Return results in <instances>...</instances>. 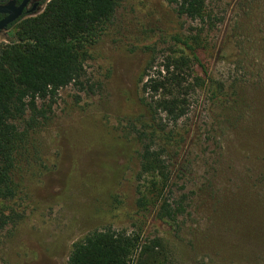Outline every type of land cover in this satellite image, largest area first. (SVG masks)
Segmentation results:
<instances>
[{"label":"rangeland","instance_id":"374dc122","mask_svg":"<svg viewBox=\"0 0 264 264\" xmlns=\"http://www.w3.org/2000/svg\"><path fill=\"white\" fill-rule=\"evenodd\" d=\"M207 5L209 17L192 20L168 0H121L81 81L14 119L23 140L12 172L17 194L0 204V264H67L76 241L107 227L140 245L157 242L161 264H264V174L244 151L248 137L264 149V118L249 104L238 109L237 128L216 123L206 89L193 93L177 123L161 112L173 132L165 140L173 198L185 211L161 221L155 207L137 204L140 133L152 122L141 82L146 61L156 58L154 73L183 48L175 36L198 35L214 79L264 77V53L256 61L244 53L264 49V0ZM17 26L0 31V52Z\"/></svg>","mask_w":264,"mask_h":264},{"label":"trees","instance_id":"16d2710c","mask_svg":"<svg viewBox=\"0 0 264 264\" xmlns=\"http://www.w3.org/2000/svg\"><path fill=\"white\" fill-rule=\"evenodd\" d=\"M168 1L176 5L179 15L192 20L209 17L207 0ZM120 3L121 0H51L39 15L15 22V38L0 52V204L17 194L12 172L23 133L14 119L27 110L37 111L39 99H53L60 89L81 81L90 50L105 34ZM198 38L175 36L174 40L183 46L179 54L165 56L154 73L156 58L146 61L141 74L146 94L143 101L152 122L144 123L140 133L144 144L139 179L144 181L138 188L137 204L141 210L155 207L156 218L161 221L174 220L185 211L183 201L173 198L174 176L165 148L169 144L165 140L170 141L173 132L166 131L161 112L169 122L177 123L187 115L193 93L206 89L216 107V123L239 127L238 109L246 104L257 117L264 118V77L257 81L236 77L229 84L214 79L200 56L206 44ZM244 53L256 61L264 49L251 48ZM149 97L151 102L146 100ZM248 138L244 151L254 158V169L261 162L264 174V149ZM157 246V242L140 245L138 236L107 227L76 241L67 264H135L133 255L139 247L141 258L137 264H161Z\"/></svg>","mask_w":264,"mask_h":264},{"label":"flooded vegetation","instance_id":"af4514ba","mask_svg":"<svg viewBox=\"0 0 264 264\" xmlns=\"http://www.w3.org/2000/svg\"><path fill=\"white\" fill-rule=\"evenodd\" d=\"M24 1L25 0H0V4L1 5L11 4L14 5L15 7H19L22 5ZM50 1L51 0H27L18 20L23 18L35 17L39 15L45 10L46 6ZM6 16L7 14H0V20L5 18ZM15 22L10 24L9 28L15 26L17 24Z\"/></svg>","mask_w":264,"mask_h":264},{"label":"water","instance_id":"95a60500","mask_svg":"<svg viewBox=\"0 0 264 264\" xmlns=\"http://www.w3.org/2000/svg\"><path fill=\"white\" fill-rule=\"evenodd\" d=\"M27 0H25L21 6L15 7L14 5L7 4L1 5L0 4V14H7V16L0 20V31L7 29L10 24L14 23L19 19V16L22 12V9L25 5Z\"/></svg>","mask_w":264,"mask_h":264}]
</instances>
